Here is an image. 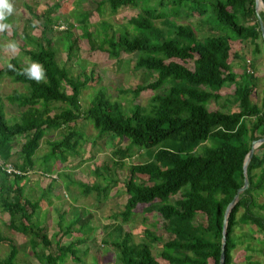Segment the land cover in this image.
Instances as JSON below:
<instances>
[{
    "label": "trees",
    "instance_id": "trees-1",
    "mask_svg": "<svg viewBox=\"0 0 264 264\" xmlns=\"http://www.w3.org/2000/svg\"><path fill=\"white\" fill-rule=\"evenodd\" d=\"M164 1H98L99 6L106 4L113 12L120 7H140V12L128 20L130 29L123 28L110 35L107 32L110 25L101 21V31L96 30V34L100 36L99 48L110 58L119 60L121 52L137 53L133 69L143 71L144 78L135 87L122 91L133 95L152 91L148 106L136 103L124 109L100 86L87 106L82 107V89L87 84L95 85L99 79L92 77V73L87 74L81 65L77 72L68 66V62L77 58L75 48L79 40L71 31L76 27L72 22L63 32V38L53 39L56 21L52 14L59 3L48 5L41 13L34 11L42 22L29 21V25L39 26L41 34L31 36L26 29L22 30L23 45L19 46L31 62L43 66L45 78L28 79L18 56H12L0 67V76L24 87V90L13 89L5 96L9 105L19 108L14 118L6 116L5 101L0 96V151L23 138L18 150L21 162L14 165L21 173L7 174L0 163V209L8 214V228L26 237L21 247L28 244L39 264H62L67 257L80 261L79 245L84 238L79 236L68 244H61L59 239L49 237L45 227L36 220L40 199L25 197L23 182L35 165L34 155L46 130L61 129L62 135L49 142L43 164L66 162L77 152L83 139L77 126L80 119L91 122L97 138L109 135L114 141L128 140L124 147L117 146L113 151L112 165L116 167H124V159L131 156L132 146L144 150L146 160L125 168L123 184L127 197L121 216L123 220L129 219L134 209L142 205L144 212L163 219V229L168 234L156 255L153 242L160 241L159 236L146 229L147 240L134 242L129 232L121 233V228L115 227L116 235L103 243L114 246L118 264H163L157 257L165 264H218L225 208L243 184L242 166L251 141L264 135V99L258 105L250 98L257 80L253 60L248 62L251 72L245 68L241 73L235 72L232 65L240 55L233 49L230 38L217 33L198 38L190 24L169 21L166 14L158 11ZM172 1L177 7L186 5L187 14L206 12L197 0ZM212 13L217 22L234 32V41L239 47L251 44L254 53L261 51L254 0H212ZM260 14L264 23V11ZM78 16L79 28L94 49L87 13L79 12ZM160 18L165 28L155 24ZM16 35L15 32L12 35L15 43ZM28 42L32 45L28 46ZM57 43L66 50L67 59L63 63L57 60ZM8 63L15 70L9 69ZM225 84L234 85L231 102L235 109H228L226 103L209 109L210 100L218 102L223 97L221 91ZM206 140L213 143L203 144L202 151H196ZM111 168V164H106L95 170L102 175L103 169ZM136 175L146 177V181L137 182ZM247 176L249 187L228 217L224 264L257 263L251 254H246L238 263L232 251L242 243L235 234L240 224L253 226L254 231L264 236V213L258 210L264 209V203L257 201L259 196H264V143L255 149ZM82 188L86 191L94 188L97 196L100 194L96 186ZM103 190L105 194L108 185ZM175 195L178 197L171 199ZM76 221L77 218L71 221L64 234H69ZM58 224L62 230L61 218ZM0 241L8 245L0 264H21L16 259L18 246L12 239L0 234ZM260 242L262 245L263 241ZM247 249H254L249 242Z\"/></svg>",
    "mask_w": 264,
    "mask_h": 264
},
{
    "label": "rangeland",
    "instance_id": "rangeland-1",
    "mask_svg": "<svg viewBox=\"0 0 264 264\" xmlns=\"http://www.w3.org/2000/svg\"><path fill=\"white\" fill-rule=\"evenodd\" d=\"M99 0H11L13 3V12L7 18V22L11 25L9 29L0 32V67L7 63L12 56H18L25 67L31 61L20 50L19 46L23 45L24 38L22 30L31 36H40V27H31L29 21L39 23L42 18L36 17L34 11H45L48 5L59 3L57 11L52 14L56 21L53 25L52 36L54 40L63 38V32L69 29V22L75 27L74 37L79 38L76 43L75 52L77 58L68 62V66L74 72H77L79 65L84 67V71L92 77L98 78L95 85L87 84L81 93V105L85 108L94 91L100 86L111 100L119 101L124 109L134 104L148 106L152 91L144 90L137 95L131 92H123V89H130L141 82L144 78V72L133 69V63L137 53L121 52L119 60L110 58L107 52L99 48L100 36L96 34V30L101 31V21L110 25L107 32L111 35L117 33L123 28L130 29L131 24L128 22L131 15L140 12V7H120L116 11H111L104 4L98 5ZM198 5L205 8L204 15H198L195 12L187 14L186 5L177 7L172 0H165L164 6L159 7L158 11L167 15L169 21L181 24H190L195 30L198 38H202L204 34L217 33L230 38L233 49H235L240 58L234 60L232 68L235 72L241 73L245 68L250 70L248 62L254 61V75L256 83L251 91V100L258 105L264 99V43L261 39L257 42L260 45V52H253V45L248 44L246 47H239L235 43L234 32L226 25L217 22L212 13V0H197ZM101 7V9H100ZM79 12H86L88 16L89 31L95 43V48H90L89 42L82 34L79 28L80 17ZM203 20L206 22L204 23ZM159 27L165 28L162 18L155 21ZM208 28H211L210 30ZM16 33L17 49L15 52L5 47V45L13 41L12 35ZM102 34V33H101ZM22 38V39H21ZM32 45L28 42V46ZM25 46V47H28ZM57 60L60 63L67 59L65 47L61 43H57ZM191 65V61L188 63ZM13 89L24 90L22 84L11 81L9 78L0 76V96L5 101V112L7 117H16L19 108L15 105H9L5 96ZM234 85L225 84L221 91L222 98L215 102L210 100L207 104L209 109H215L220 103H226L228 109H235L232 104V92ZM78 129L83 134L77 152L71 154L66 162L56 163L48 161L42 163L45 153L49 150V142L57 139L62 135L61 129H48L43 135L39 147L35 152V165L28 170L24 182V195L31 200L40 199V205L37 209V223L43 225L49 237L54 240L59 239L61 244H68L76 237H83L84 241L79 245L80 261H72L69 257L62 264H118L117 252L112 244L103 243V240H109L116 235L117 228H121V233L129 232L134 242L147 240L145 230L151 231L160 237V241H155L153 253L161 249L162 243L168 238V234L163 229V219L154 213H146L143 206L138 205L131 217L123 220L121 212L126 201L127 194L124 189L125 168L138 161L146 160V154L143 149L132 146L131 156L124 159V167H116L112 165L114 159L113 151L117 146L124 147L128 144L125 138L114 141L109 135L102 137L96 136V130L91 122L87 120H78ZM22 137L14 141L10 146L0 151L1 165H14L21 162L19 158V145ZM213 142L206 140L199 144L196 151L201 152L203 144L210 145ZM49 164V165H48ZM111 164V169L102 172V175L96 172V167H103ZM49 167L50 169H45ZM146 177L136 175L135 180L146 181ZM96 186L99 189V196L94 188L84 190L83 186ZM108 185V191L104 194L103 187ZM178 197L173 196L171 199ZM257 201L264 203V196H259ZM242 210V209H241ZM264 213V209H258ZM62 220V230L59 227V220ZM77 218V221L71 226L69 234H64L65 228L70 225L71 221ZM8 214L0 209V234L4 237L12 239L18 246L17 261L19 263L39 264L34 257L33 250L26 244V237L8 228ZM235 234L242 239L232 251L234 261L241 263L246 254H251L256 264H264V236L254 231V227L247 224H240L235 228ZM53 240L52 248L55 250V241ZM260 241H263L261 245ZM251 243L252 248L247 249V243ZM8 251V245L4 241H0V258L4 257ZM163 264L165 262L157 257Z\"/></svg>",
    "mask_w": 264,
    "mask_h": 264
},
{
    "label": "water",
    "instance_id": "water-1",
    "mask_svg": "<svg viewBox=\"0 0 264 264\" xmlns=\"http://www.w3.org/2000/svg\"><path fill=\"white\" fill-rule=\"evenodd\" d=\"M254 9L256 13V17L258 19L259 23V30L261 34L262 41L264 43V23L261 18V11H264V2L263 0H254ZM264 143V135L254 139L251 141L250 149L246 153L243 161V166H242V173H243V184L237 189L236 193L232 197L231 201L227 204L225 211H224V217H223V223H222V232H221V247H220V255H219V261L218 264H224L225 263V253H224V248H225V240H226V233H227V222H228V217L230 215V212L234 208L235 204L237 203L240 195L244 193V191L249 187V180L247 176V167L248 163L250 162L253 153L255 149Z\"/></svg>",
    "mask_w": 264,
    "mask_h": 264
},
{
    "label": "clouds",
    "instance_id": "clouds-1",
    "mask_svg": "<svg viewBox=\"0 0 264 264\" xmlns=\"http://www.w3.org/2000/svg\"><path fill=\"white\" fill-rule=\"evenodd\" d=\"M13 12V3L11 0H0V32L9 29L11 25L7 22V18ZM6 48L13 52L17 49V44L14 41H10L5 45ZM9 69L15 70V66L8 63ZM24 75L30 80L41 81L45 78V70L43 66L38 62H31L22 69Z\"/></svg>",
    "mask_w": 264,
    "mask_h": 264
},
{
    "label": "built area",
    "instance_id": "built-area-1",
    "mask_svg": "<svg viewBox=\"0 0 264 264\" xmlns=\"http://www.w3.org/2000/svg\"><path fill=\"white\" fill-rule=\"evenodd\" d=\"M249 72H251V70H248ZM3 169L4 171L7 173V174H20L21 171L18 170L17 168L13 167L12 165H9V164H5L3 166Z\"/></svg>",
    "mask_w": 264,
    "mask_h": 264
}]
</instances>
